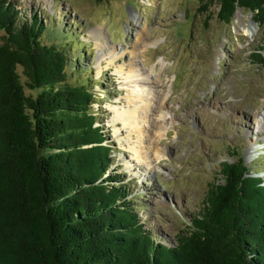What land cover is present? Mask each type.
I'll list each match as a JSON object with an SVG mask.
<instances>
[{"label": "rangeland", "instance_id": "1", "mask_svg": "<svg viewBox=\"0 0 264 264\" xmlns=\"http://www.w3.org/2000/svg\"><path fill=\"white\" fill-rule=\"evenodd\" d=\"M14 4L24 19L42 21L45 40L70 55L68 80L84 82L94 92V125L111 145L103 177L122 176L131 207L156 241L173 246L188 230L211 186L222 181L223 162L242 159L251 173L264 176V142L262 136L254 139L258 119L264 118V65L255 55L264 56V24L258 25L251 11L238 7V23L234 15L225 24L218 18V0L207 10L198 0ZM97 26L105 30L103 40L89 34ZM248 28L253 37L246 34ZM4 35L0 30V42ZM99 42L110 47L99 49ZM110 49L123 56L107 68L115 56L103 60ZM219 81L225 99L216 94ZM122 111L134 118L115 126ZM245 113L256 120L250 138L242 125Z\"/></svg>", "mask_w": 264, "mask_h": 264}, {"label": "trees", "instance_id": "2", "mask_svg": "<svg viewBox=\"0 0 264 264\" xmlns=\"http://www.w3.org/2000/svg\"><path fill=\"white\" fill-rule=\"evenodd\" d=\"M218 1L225 24L238 7L264 24V0ZM19 13L0 0V264H264V185L242 159L222 163L173 246L154 239L122 176L103 177L111 145L94 92L68 80L70 55L42 21Z\"/></svg>", "mask_w": 264, "mask_h": 264}, {"label": "bare ground", "instance_id": "3", "mask_svg": "<svg viewBox=\"0 0 264 264\" xmlns=\"http://www.w3.org/2000/svg\"><path fill=\"white\" fill-rule=\"evenodd\" d=\"M47 1H49V0H47ZM238 21H239V17H238V11H236L235 12V17H234V20H233V23H238ZM144 29L145 30H147L148 29V27H147V25H145L144 26ZM89 34H90V36H97L96 38H98V39H101V40H103V38H104V36H105V30H104V28L102 27V26H97L96 28H94V29H92V30H90L89 31ZM141 35H140V40H142V41H145L146 39H145V37L146 36H144V33H143V35H142V33H140ZM246 34L247 35H249L250 37H253L254 35H255V32H254V30L251 28H248V29H246ZM106 42V41H105ZM111 42V41H110ZM108 43V42H107ZM146 43V42H145ZM145 45V44H144ZM104 46L107 48V47H110L109 46V44L107 45L106 43H102V42H99V49H103L104 48ZM117 48H119V47H117ZM134 52V51H133ZM110 54H112V55H115L114 57H111L109 60H108V64H107V68L111 65V64H113V63H115L120 57H122L123 56V54L121 53V54H114V51L112 50L111 51V49L109 50V53H107V56H103V60H107L108 58H109V56H110ZM135 55H136V53H134ZM102 55H106L105 53L104 54H102ZM120 56V57H119ZM119 57V58H118ZM216 94L218 95V97L219 98H221V99H225V96L227 95V92L224 90V88H223V81H219L218 83H217V88H216ZM227 102H224L223 104H222V106L220 107L221 109H223V108H225V106H227ZM147 108H148V106H147ZM219 108V107H218ZM219 108V109H220ZM137 112V111H136ZM126 118H134V116L130 113V112H124V111H122V112H120V114H119V116H117L115 119H114V125L116 126V124H118L117 122L118 121H120V120H122V121H124V123H127L125 120H126ZM244 119H246L247 120V122L246 123H243L242 125H246L247 126V129H249V131H248V137L250 138V136H252V134L253 133H255L254 132V129H255V127H256V120L254 121V117L252 116V115H250V114H246L245 113V116H244ZM259 121H258V127L256 128V133H255V137H254V139L255 140H258V138H259V136H262L261 137V140L264 142V118L263 119H258ZM138 130H141L140 129V124H138ZM128 128H129V126H128ZM253 139V140H254ZM260 150H263L264 151V148H261ZM264 153V152H263ZM141 154V152H140V150H138V152H137V157L139 156ZM252 160V158L250 157L249 158V160ZM139 160V159H138ZM140 161V160H139ZM127 168H132V163H129L128 165H127ZM143 177H145L144 175H143ZM261 177V179H263V181H264V176H260Z\"/></svg>", "mask_w": 264, "mask_h": 264}]
</instances>
